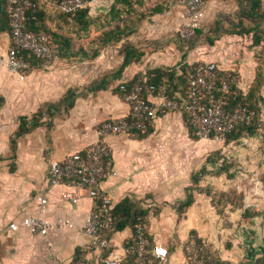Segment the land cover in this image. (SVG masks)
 <instances>
[{"label":"crops","instance_id":"crops-1","mask_svg":"<svg viewBox=\"0 0 264 264\" xmlns=\"http://www.w3.org/2000/svg\"><path fill=\"white\" fill-rule=\"evenodd\" d=\"M92 1H94L95 13L93 14L91 10L90 13L96 17L108 13L115 3V0H90V3ZM182 6L174 11L175 14L172 11L166 13V20H164V14L160 17L152 15L145 18L141 23L142 29L140 25L138 31L127 40L101 50L96 57L97 62L92 67L96 70L97 77L99 74L103 75L96 81L101 82L105 79L104 88L89 89L96 84L95 80H88V74L83 78L81 75L83 68L80 65L71 64L59 58H56L54 63L46 69L42 68L40 63H33V66L23 73L8 71L15 77L12 79L16 82H9L8 76H0V91L6 101L15 95L19 108L23 109L19 117L23 116L22 114L36 112L43 101H60L67 90L76 84L80 86L88 81L94 83L87 89L76 91L74 105L68 111L55 116L51 127L40 125L19 137L13 150H8V147L11 145L10 138L18 126L12 133L7 131L4 134L1 123L6 119L0 118V264H68L75 260L77 254L88 262L98 263L107 252L93 248L83 228L85 220L96 207L97 201L86 191L82 192L76 205L62 201L61 192L66 187L65 185L49 186L50 163L75 151L85 150L99 140L97 128L104 120L128 117L130 106L122 98L120 83H130L152 71V75L155 76V71L163 70L164 81L172 83L184 78L186 86V68L195 64V61L200 58V51L193 54L192 59L184 61L181 55L178 59L181 63H173L174 58L170 57L180 52L177 47L174 51H169L162 48L161 42L164 40L150 47L143 46L141 42L136 43L134 39V37L137 38L139 30L141 32L138 33L140 35L138 37L148 38L151 34L158 36L160 30H164L166 23L181 27L184 21L183 16L185 17ZM75 24L76 22L73 23ZM48 25L65 36L71 38L74 36L72 39L74 48H77L74 43L76 37H79L82 43L87 37V34L82 35V30H78V33L80 32L78 35L77 29L71 27L70 22H63L60 19L48 20ZM149 30L154 32L147 34ZM0 33L6 37V48L0 53L1 55L6 54L9 49L10 35L9 31ZM126 42L143 54L140 59H132L121 69L125 59L124 44ZM262 46L263 43L255 45L251 36L226 34L212 45L211 50L208 49L209 53L206 56L210 59L208 61L219 62L221 69H232L238 72L240 76L238 87L243 94H246L256 81L258 72H261L262 59L258 51ZM202 48L206 51L207 47L202 46ZM9 84H11L10 87ZM185 86L183 89H186ZM177 92L181 95L182 91ZM147 95L153 101L158 100L150 92H147ZM260 95L263 97L258 101L260 121L264 122V84L260 89ZM173 118L190 125L180 111H166L159 113L151 121L146 134L119 133L103 137L113 150L110 159L111 173L101 179L99 187L112 197L114 205L127 196L140 197L146 191L153 190L157 178L164 179V174L167 176L168 173H172L168 162L164 161V155L168 153L164 150V139L153 138V134L163 129L164 124ZM40 196H46L48 199L43 215L40 213L38 203ZM38 214L45 216L52 223L47 234L32 233L22 225L17 230L10 228V223H21L24 217ZM58 219H69L74 226H58ZM132 235L131 228L115 232L111 237L112 247L109 253L124 255L125 244ZM150 235L154 241L164 244V241L156 234L151 232Z\"/></svg>","mask_w":264,"mask_h":264},{"label":"rangeland","instance_id":"rangeland-1","mask_svg":"<svg viewBox=\"0 0 264 264\" xmlns=\"http://www.w3.org/2000/svg\"><path fill=\"white\" fill-rule=\"evenodd\" d=\"M182 2L146 0V5L162 4L164 10L154 15L160 17L164 14L166 20V13L170 11L173 13L181 8ZM93 3L94 1L90 3V10L94 14ZM262 4L264 6V0ZM40 6L47 17L57 15L56 5L42 3ZM244 10L247 11V8L244 9L236 0H205V19L199 35L190 39L194 40L193 42L180 38L177 31L180 25L177 27L175 24L167 23L158 36L153 34L155 36L153 37L151 34L152 37L148 38L138 37L140 36L138 33L141 32L139 30L137 38L134 39L143 46L153 47L164 40L161 42L162 48L169 51L178 48L180 52L170 57L174 58L173 63H181L178 60L181 55L184 61L192 59L193 54H197L198 51L201 55L195 63L206 62L210 60L206 56L209 53L208 49H212V45L208 43L209 38L220 40L238 24L240 19H243L241 26L244 27L253 23L252 18L243 13ZM183 19L184 24L186 22L184 16ZM217 20L221 21L222 30H216ZM151 32L152 30H149L147 34ZM98 33L97 26L92 27L83 41L88 43ZM250 36L251 34L248 35ZM5 38L4 34L0 33V53L6 48ZM74 43L75 47H78L82 42L76 37ZM202 46L207 47L206 51ZM258 52L264 57V48H259ZM96 59H81L78 56L63 61L80 65L83 68L81 71L83 78L88 74V80H95L94 83H97L96 80H100L103 75L99 74L98 77L95 75L96 70L92 66L97 62ZM0 76H8L9 82H16L12 79L15 77L3 67L0 68ZM90 81L72 87L76 91L87 89L94 84ZM176 83L178 90L185 86L184 78ZM2 97L4 98L0 91V118L6 119L1 123L2 131L4 134L7 131L12 133L18 126L19 115L23 113V109L19 108L15 95L8 101ZM58 102L46 100L40 104L39 108L44 111V121L50 118L46 111L48 103ZM36 112L22 115L31 117ZM255 123L258 127L255 134H245L238 140L224 142L198 138L193 134L190 125L175 118L153 134V138L164 139V150L168 151L164 155V161L168 162L172 173H168L167 176L164 174V179L157 178L153 190L146 191L140 197L131 195L129 197L139 207L147 209L145 218L149 225V233L159 236L169 248V259L162 264H204V260L198 256V246L205 247L203 258L208 264H214L219 258L229 264H239L249 257L250 252H254L256 256L260 255V247L264 243V122L259 119L255 120ZM13 135L8 150L16 147V144L14 146L11 143ZM197 172L201 173L198 182L193 177ZM189 193L192 194L194 202L180 209V202L186 200Z\"/></svg>","mask_w":264,"mask_h":264},{"label":"built area","instance_id":"built-area-1","mask_svg":"<svg viewBox=\"0 0 264 264\" xmlns=\"http://www.w3.org/2000/svg\"><path fill=\"white\" fill-rule=\"evenodd\" d=\"M186 22L179 29L182 40L196 35L205 19V0H183ZM6 9L10 23V46L6 54L0 55V66L11 73H23L32 66V59L39 60L44 69L50 67L54 56V43L44 31L28 29V13L35 10L32 0H6ZM90 6V0H61L59 8L67 13ZM187 87L181 98L170 96L164 84L144 85L142 78L119 85L123 100L130 106L128 117L109 118L97 128L99 140L85 150L75 151L62 159L52 160L48 171L49 186L65 185L61 200L76 205L82 192L86 191L97 201L83 225L90 238V245L99 250L112 247V239L103 232L109 229L113 215L109 207L114 205L112 197L100 189L102 178L111 173L110 159L112 147L103 139L108 134H146L151 121L166 111H180L191 125L193 134L198 138L217 142L226 141L228 134L239 123L250 124L256 115L248 102L229 109L231 98L243 94L238 83L240 76L235 70H223L217 61H202L189 65L185 71ZM147 92L158 100H151ZM98 202L102 207L98 208ZM40 213L45 214L46 196L38 197ZM41 214L26 216L21 223L12 222L10 228L17 230L21 225L32 233L45 235L52 223ZM58 226L73 227L69 219H58ZM169 248L150 239L149 225L141 220L137 225L135 237L124 247V255L109 253L102 258L104 264H153L169 259ZM68 264H89L84 258H78Z\"/></svg>","mask_w":264,"mask_h":264},{"label":"trees","instance_id":"trees-1","mask_svg":"<svg viewBox=\"0 0 264 264\" xmlns=\"http://www.w3.org/2000/svg\"><path fill=\"white\" fill-rule=\"evenodd\" d=\"M6 0H0V32L9 31L10 32V23H9V15L6 9ZM36 8L35 10H30L28 13V29L34 31H44L48 34L50 39L54 43V56L56 58H60L62 60H67L69 58L80 57L81 59H92L96 58L101 50L107 46L114 45L119 43L122 40H127L129 36L133 33L137 32L140 24L143 20L149 16H152L157 13H161L164 10V6L162 4H155L153 6H147L146 0H115V3L112 5L110 11L103 16L94 17L90 13V7H86L81 10H77L71 13H67L62 11L59 8V3L61 0H32ZM183 1V0H182ZM242 7L247 8V11H243L244 14L252 18L253 23L247 27L241 26L243 24V19L238 21V24L231 28L227 34H238L241 36L250 35L253 39V43L255 45L263 43L262 49L264 48V6L262 4V0H236ZM42 3H52L57 6L58 12L57 15L51 17H47L45 11L41 9ZM54 21L56 19H60L63 22H70L76 33L79 35L78 30H82L84 34H87L91 31V28L97 26L99 29L98 35L90 39L89 42L81 43L77 48H74L72 45L73 37L65 36L58 32V30H54L52 27L48 25V20ZM262 19V21L260 20ZM72 20V21H71ZM76 22L75 25L73 23ZM216 30H222L221 21H216ZM200 28L197 29L196 35H199ZM76 34V35H77ZM195 35V36H196ZM194 36V37H195ZM193 37V38H194ZM190 40V39H189ZM187 41V40H183ZM194 40H190L189 42H193ZM217 39L209 38L208 43L213 45ZM124 53L125 59L121 66V69L125 67L132 59H140L143 52L139 49H136L131 46L129 42L124 44ZM261 53L260 58L262 59V63H260L261 72H258L256 81L253 83V86L246 94H238L231 98L229 109H234L238 107L240 104L244 102H248L253 110L256 112V119H254L250 124L239 123L236 125L235 129L232 130L226 139V141L230 140H238L245 134H255L257 132V124L256 121L260 119V107L258 106L259 99L263 98L260 95V89L264 84V57ZM32 63H39V60L36 58L32 59ZM120 69V71H121ZM152 72L146 73L144 77H142V81L144 85L147 87L149 84H164L170 94L171 97L177 98L179 96L185 95L186 89L178 90L176 82H168L164 81V71L157 70L155 71V76L152 75ZM169 75V74H168ZM172 79V77H171ZM106 85L105 79L101 82H97L96 84L90 86L89 89L97 90L104 88ZM187 87V81L186 86ZM120 89V88H119ZM177 91H182L181 95L178 94ZM76 89L69 88L64 96L60 99L58 103H48L47 105V114L50 116L48 121L43 120L44 111L39 108L36 113H34L31 117L23 115L19 117V125L18 129L15 131L11 143L15 146L17 139L21 136L32 131L34 128L40 125H46L51 127L53 122V118L55 116H59L62 112L68 111L73 105L76 97ZM223 169V165L220 168ZM202 172V171H201ZM199 172L193 175L194 180L196 182L199 181ZM194 202L193 196L191 193L188 194L186 200L181 201L179 204V208L183 209L192 205ZM103 205L101 202H98V208H101ZM110 211L113 215V222L109 229L105 230L103 234L108 237H112L115 232L122 231L126 228H131L133 231L132 237L125 244L127 246L131 243L135 237V231L137 225L141 220H146L145 215L147 213V209L143 207H139L133 199L129 196L122 199L119 203L109 207ZM150 239L153 241L151 235ZM198 256L204 260V264L206 263L204 256V246H198ZM256 250V249H255ZM104 256L106 257L109 253V249ZM260 255L256 256L254 252L249 253V257L239 264H264V243L260 247ZM81 258L79 254H77L76 259ZM100 259L98 263L89 264H104L103 259ZM74 260V261H75ZM153 264H162L159 260L153 262ZM214 264H229L223 259L219 258L216 260Z\"/></svg>","mask_w":264,"mask_h":264}]
</instances>
